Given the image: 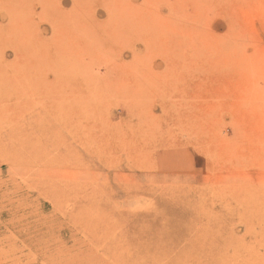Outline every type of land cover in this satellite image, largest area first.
<instances>
[{
	"label": "rangeland",
	"instance_id": "1",
	"mask_svg": "<svg viewBox=\"0 0 264 264\" xmlns=\"http://www.w3.org/2000/svg\"><path fill=\"white\" fill-rule=\"evenodd\" d=\"M0 26V264H264V0H0Z\"/></svg>",
	"mask_w": 264,
	"mask_h": 264
},
{
	"label": "bare ground",
	"instance_id": "2",
	"mask_svg": "<svg viewBox=\"0 0 264 264\" xmlns=\"http://www.w3.org/2000/svg\"><path fill=\"white\" fill-rule=\"evenodd\" d=\"M2 26V25H1ZM0 26V46L10 37L11 29H6ZM8 37V38H6ZM180 154V153H179Z\"/></svg>",
	"mask_w": 264,
	"mask_h": 264
}]
</instances>
